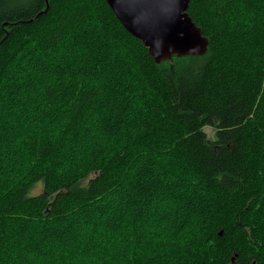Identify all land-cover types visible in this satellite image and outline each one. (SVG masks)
Returning a JSON list of instances; mask_svg holds the SVG:
<instances>
[{
	"label": "trees",
	"instance_id": "obj_1",
	"mask_svg": "<svg viewBox=\"0 0 264 264\" xmlns=\"http://www.w3.org/2000/svg\"><path fill=\"white\" fill-rule=\"evenodd\" d=\"M187 12L156 63L105 0H0V264H264V0Z\"/></svg>",
	"mask_w": 264,
	"mask_h": 264
},
{
	"label": "water",
	"instance_id": "obj_2",
	"mask_svg": "<svg viewBox=\"0 0 264 264\" xmlns=\"http://www.w3.org/2000/svg\"><path fill=\"white\" fill-rule=\"evenodd\" d=\"M105 1L156 63L171 60L173 56L203 55L208 49V38L187 12L190 0Z\"/></svg>",
	"mask_w": 264,
	"mask_h": 264
},
{
	"label": "rangeland",
	"instance_id": "obj_3",
	"mask_svg": "<svg viewBox=\"0 0 264 264\" xmlns=\"http://www.w3.org/2000/svg\"><path fill=\"white\" fill-rule=\"evenodd\" d=\"M204 131L206 132V134H207V136H208L209 139H213V138H214V136H215V131H214V129H213L212 127H210V126H205V127H204ZM57 243H59V241H58ZM53 249H54V250H57V249H58V244H57L56 246H54ZM50 258H52L53 260L56 259V258H55V255H54V252H52V253L50 254Z\"/></svg>",
	"mask_w": 264,
	"mask_h": 264
}]
</instances>
